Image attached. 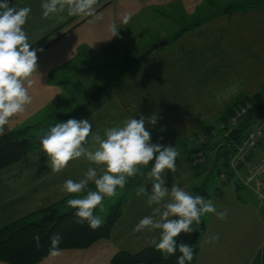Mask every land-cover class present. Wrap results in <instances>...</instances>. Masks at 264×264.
Segmentation results:
<instances>
[{"label": "crops", "instance_id": "crops-1", "mask_svg": "<svg viewBox=\"0 0 264 264\" xmlns=\"http://www.w3.org/2000/svg\"><path fill=\"white\" fill-rule=\"evenodd\" d=\"M206 1L97 0L91 15L70 16L65 10L45 18L42 0H9L10 6L31 8L23 28L31 47L37 50L38 61L37 70L24 81L31 102L9 118L5 133L26 123L42 125L59 112L66 84L71 81L65 73L85 69L86 57L113 47L118 36L112 37L111 28L123 25L126 15H130L131 22L139 13L145 16L156 12L190 24L204 16L201 9L209 4ZM258 2L245 11L225 13L196 27L181 29L169 44L143 54L139 66L120 84L100 93L87 111L73 117L88 119L92 124L83 146L95 150V135L104 139L108 128L123 126L128 118L155 114V125L146 122L152 142L171 144L179 153L176 172L165 170L166 186L176 183L195 195L201 181L187 154L197 147L195 136L216 124L221 113L240 98L262 95L264 99V0ZM176 11L180 18H175ZM166 37L163 33L158 38ZM153 163L138 165L143 174L127 178L120 196L125 199L122 214L109 238L84 249L60 250L38 264H111L119 250L137 252L149 246L158 231L134 232V228L152 212L146 204L147 195L137 196V191L146 187L150 192L152 182L147 168ZM50 164L41 146L0 170V227L63 200L83 198L87 190H92L94 183L90 182L80 194L61 191L65 180L78 182L89 167H97L84 157L69 161L58 173L51 170ZM240 191L217 187L213 204L217 212L226 211L227 218L221 220L215 213L201 217L200 249L194 264H264V203L250 190ZM217 234L219 241L207 242Z\"/></svg>", "mask_w": 264, "mask_h": 264}, {"label": "clouds", "instance_id": "clouds-1", "mask_svg": "<svg viewBox=\"0 0 264 264\" xmlns=\"http://www.w3.org/2000/svg\"><path fill=\"white\" fill-rule=\"evenodd\" d=\"M96 4L97 0H42L41 8L45 18L65 10L70 16L91 15ZM30 13V7L10 6L9 0H0V135L5 133L9 118L22 112L24 106L31 102L24 81L37 70L38 55L23 28ZM130 19V15H126L123 23L127 24ZM118 29L112 26V37L119 35ZM28 83L32 81L28 80ZM146 122L155 125L157 116L153 114L146 118L141 114L139 118H128L123 126L108 128L105 131L106 138L102 139L98 134L92 137L98 147L89 150L83 145L88 142L92 124L88 119L69 118L52 126L42 136L41 145L51 161L50 167L54 173L61 172L69 161L81 157L97 166L89 167L78 182L67 179L61 186V191L66 194H80L88 188L90 182L95 184L97 190H88L83 198L67 200V205L76 209V222H86L93 230L102 227L104 223L100 216L94 214L97 206L103 209L104 197L114 196L117 186L123 189L127 178L137 173L143 174L138 165L147 166L154 161L147 173L148 180L152 182L150 192L146 187L137 191V196L147 195L146 204L152 212L140 219L134 232L158 231V236L152 237L150 245L161 252L165 259L174 255L178 249L181 253L178 264H186L193 260L194 250L183 241L178 244L177 237L182 232L192 233L193 223L200 224L205 214L215 213L219 219L225 220L227 212H217L211 200H206L202 195H193L176 183L170 188L166 186L165 170L176 172L179 153L171 144L166 146L152 142V134ZM62 239L60 233L50 237L51 255L59 254ZM219 239L217 234L210 236L207 242L213 243ZM34 240L39 247V234L34 236Z\"/></svg>", "mask_w": 264, "mask_h": 264}, {"label": "trees", "instance_id": "trees-1", "mask_svg": "<svg viewBox=\"0 0 264 264\" xmlns=\"http://www.w3.org/2000/svg\"><path fill=\"white\" fill-rule=\"evenodd\" d=\"M256 1L257 0L248 3L228 4L226 6H214V10H216L215 13H212L214 10L212 11V8L208 9V4H206L201 9V14L204 16L199 17L197 20H194V22L188 24V28L196 27L205 21H209L212 18L225 13L245 11L250 7H253V5L259 3V0L257 2ZM170 42L171 40L169 43ZM148 51H146V53ZM138 52L142 53V50H139ZM136 56L137 55L132 57L133 59H136V61L130 59L131 63L127 65L123 73L120 75V79L117 84L113 86L120 84L126 77L127 73H129L133 68L139 66L142 61L143 54H140L139 57ZM99 95L100 93L98 92L97 96L90 99L88 103L86 102V105L82 109L74 110L69 116H60L59 112H55V114L59 115L60 118L50 127H47L45 125L46 123L42 125L40 123H26L1 135L0 170L11 166L27 156L29 153L40 148L42 146V136L45 135L52 126H55L57 123L67 121L69 118H73L87 111L89 109L88 107L96 101ZM248 101L254 102V110H250L243 120L239 122L237 128L230 132L228 136L223 137V139L221 141L218 140V142L214 139L216 143H213L209 139L210 144H208V142L205 144L204 142L205 146L202 144L187 153L188 160L197 179L202 177L204 171H206V153L207 151H212V149H217L216 159L218 162L223 159L222 165L226 167V169H222L219 168V165L217 164V170L221 173L220 176L223 174H229L227 166L229 164L230 155L234 151L236 145L241 142V139L244 137L246 132L252 128L251 126L253 124L255 111L264 115L263 96L255 95L253 97L240 98L225 109L217 119L216 125L223 120H227L239 107ZM42 126L45 128V131L37 133ZM215 126L211 125L202 129L198 132L197 137H200L202 134L201 132L210 131V129ZM261 144H263L262 146L264 147V138ZM201 155H203L206 160L203 163H198L197 159ZM151 167H148L147 169L150 171ZM209 176L210 175L208 174V177ZM208 177L199 178L202 182L200 183V186L195 188V195H202L206 200L208 197V192L206 191V182ZM229 179L232 180V176H229ZM235 185L238 190L244 188L237 180H235ZM90 188L92 190L96 189L95 184H93ZM67 200L43 207L29 216L19 218L0 227V261H5L9 264H38L51 255L49 253V249L51 247L50 237L56 233H60L63 237L59 245L60 250L84 249L90 247L99 239L109 238L113 226L122 214L125 201L124 197H120L117 202H111L108 200L107 196H105L102 202L103 209L101 210V208L97 206L94 211V214L100 216L104 223L102 227L93 230L86 222L82 224L76 222L77 218L74 215L76 209L69 207L67 205ZM107 203H110V205L108 206ZM192 228L194 229L192 233H184L181 237H177L178 244L183 241L188 243L194 250L193 260L186 262V264L195 263L200 249L199 224L193 223ZM36 234H39L40 236L39 247H37L36 241L34 240V236ZM180 255L181 253L177 249V252L174 255H170L167 259H165L161 252L156 251L153 246L149 245L137 252L119 250L113 256L111 264H178V257Z\"/></svg>", "mask_w": 264, "mask_h": 264}, {"label": "rangeland", "instance_id": "rangeland-1", "mask_svg": "<svg viewBox=\"0 0 264 264\" xmlns=\"http://www.w3.org/2000/svg\"><path fill=\"white\" fill-rule=\"evenodd\" d=\"M253 1L255 0H207L206 2L209 3L207 5L208 9L212 8L211 10L213 11L215 8L214 6H226L228 4L248 3ZM215 12L216 10L212 13ZM179 16L178 11H176L175 18H180ZM171 18L172 17L166 18L165 15H160L156 12H151L145 16L142 15V13H139V16L134 18L133 21L119 26V35L117 43L113 46L114 48L111 47L105 52L101 51L99 53L92 54L91 57H86L87 59H85L87 60V63L85 69H70L68 73H65L68 78L70 77L71 81L66 84V94L58 107L59 115L69 116L74 110L83 108L86 105V102L88 103V101L92 99V93L99 92L104 94L113 85L117 84L120 79V75L123 73L127 65L131 63L130 59H133L132 57L135 55H137L136 57H139L140 54L142 55L146 53V51L152 49L154 44L160 42L161 40L174 39L181 29L188 28V24L179 23L180 21H177V19L172 20ZM163 33L167 34V37L164 39L158 38L160 35L163 36ZM139 50H142V53H139ZM133 60L136 61V59ZM59 115L55 114L54 116L51 115V117H48V119L44 121L46 123L45 125L50 127L60 118ZM215 125L216 124L213 126ZM253 126L254 123L251 127ZM42 127L39 131H37V133L45 131V128ZM207 132L208 131L201 133L205 134ZM196 136V139L194 140L196 146H200L202 144L205 146L206 142L210 144L209 139L203 141L199 136L198 138ZM217 136L210 138V140L213 143H216V141H221L226 135L222 134L221 136ZM206 156V171H204L202 177L199 178H207L208 174L210 175L206 182V191L208 192L207 200H211L213 202L216 199L217 195L215 192L218 186H224L226 190L232 192L238 191L236 189L235 179H232L227 183L223 182L224 174L220 176L221 173L217 170V164L219 165V168L226 169V167L222 165L223 159L219 162L217 161V149L207 151ZM124 189L125 187L123 189L116 190V194L114 196L107 197L108 200L111 202H117L122 194V190ZM240 190L242 191V189ZM87 191L85 193H87ZM83 196L85 195H82V197ZM107 205L109 206L110 203H107Z\"/></svg>", "mask_w": 264, "mask_h": 264}, {"label": "built area", "instance_id": "built-area-1", "mask_svg": "<svg viewBox=\"0 0 264 264\" xmlns=\"http://www.w3.org/2000/svg\"><path fill=\"white\" fill-rule=\"evenodd\" d=\"M254 102L248 101L239 107L227 120H223L210 131L201 134V140L205 141L214 136L225 134L228 136L230 132L237 128L240 121L250 112L254 110ZM254 126L249 129L241 142L236 145L234 151L230 155L227 170L229 174H225L223 181L229 182V176L237 180L242 186L255 195V197L264 203V115L254 113ZM206 158L201 155L197 162L203 163Z\"/></svg>", "mask_w": 264, "mask_h": 264}, {"label": "water", "instance_id": "water-1", "mask_svg": "<svg viewBox=\"0 0 264 264\" xmlns=\"http://www.w3.org/2000/svg\"><path fill=\"white\" fill-rule=\"evenodd\" d=\"M169 44V40H161L160 42L153 45V48H159L162 46H165ZM97 96V93H92L91 98H95ZM184 233L182 232L179 237H181Z\"/></svg>", "mask_w": 264, "mask_h": 264}]
</instances>
